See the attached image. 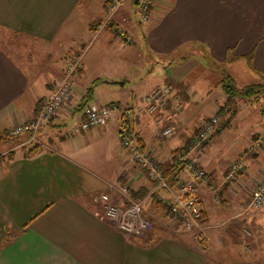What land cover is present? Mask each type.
Masks as SVG:
<instances>
[{
  "label": "crops",
  "instance_id": "0c3cea01",
  "mask_svg": "<svg viewBox=\"0 0 264 264\" xmlns=\"http://www.w3.org/2000/svg\"><path fill=\"white\" fill-rule=\"evenodd\" d=\"M104 1H0V133L30 119L66 63L80 58L67 99L38 131L42 144H25V133L0 140V264H207L208 258L213 264H249L247 258H255L260 245L248 241V247L237 234L244 225L255 229L264 217V206L241 212L252 186L264 177V168L250 167L256 150H243V170L225 182L233 161L213 162L212 148L223 128L194 154L210 179L199 189L203 248L195 230L182 228L149 195L154 183L121 146L120 124L122 113L129 111L130 132L139 144L160 164L176 163L175 151L188 145L204 118L222 105L230 109L236 100H226L221 88V99L209 104V115L192 113L195 121L181 115V104L188 99L183 91L187 77L202 65L195 57L222 64L219 83L225 76L235 83V67L264 77V0H155L144 22L137 18L133 0H124L112 23L99 28ZM12 36L18 40L11 47ZM85 37L91 39L86 45ZM140 50L159 75L134 89L128 73L135 59L128 57ZM176 52H183L180 59L172 58ZM107 62L113 66H105ZM89 68L94 71L88 73ZM160 87L169 89L153 99L156 110L148 114L145 97ZM89 89L92 94L86 97ZM108 104L115 108L104 124L74 131L88 107ZM166 126L173 132L161 137ZM260 135L251 132L257 151L264 144ZM185 175L179 167L172 184ZM118 179L127 181L130 195L143 201L142 215L151 222L144 235L120 231L95 200L107 183ZM217 185L219 201L213 192ZM114 200L123 205L119 194ZM237 245L249 254L235 261Z\"/></svg>",
  "mask_w": 264,
  "mask_h": 264
},
{
  "label": "built area",
  "instance_id": "2783aa9c",
  "mask_svg": "<svg viewBox=\"0 0 264 264\" xmlns=\"http://www.w3.org/2000/svg\"><path fill=\"white\" fill-rule=\"evenodd\" d=\"M124 0H105L106 15L98 23L99 28L106 27L112 22L114 13ZM135 13L140 22L147 21L150 17L155 0H133ZM126 40V38L123 36ZM80 67V58L77 57L66 63L63 73L51 91L40 101L33 116L18 123L0 133V140L8 139L19 134H27L24 142L30 147L42 144L38 139V131L44 123L51 119L61 108L67 99L71 89V78ZM166 89V87H164ZM164 89L157 88L151 95L145 97L147 106L145 111L152 114L156 110L153 99ZM115 105L90 106L86 117L74 127L75 132L87 130L91 127L104 124ZM131 113H122L120 133L121 146L128 153L134 164L147 174L154 183L149 195L159 201L173 219L186 230H201L202 208L200 206L199 189L201 185L209 183L208 173L196 162L194 154L200 151L210 139L211 133L218 126V116H212L204 120L192 135L191 141L185 149L178 154L177 162L186 173L185 178L178 181L176 185L169 182L163 172V165L150 155L138 142L134 134L130 132ZM172 126H166L160 131L161 137L171 135ZM244 165L241 161L229 164L225 181L233 180L237 173L242 171ZM176 179V178H175ZM223 184V183H222ZM106 191L97 194L95 200L103 207L104 218L114 224L120 231L128 235H144L151 226V222L142 215V199L133 198L130 195V186L124 179L107 183ZM220 186H215L213 192L215 200H219L218 191ZM115 193L120 195L123 205L114 200ZM264 206V178L256 182L242 204V213L255 212ZM248 233V232H247Z\"/></svg>",
  "mask_w": 264,
  "mask_h": 264
},
{
  "label": "rangeland",
  "instance_id": "374dc122",
  "mask_svg": "<svg viewBox=\"0 0 264 264\" xmlns=\"http://www.w3.org/2000/svg\"><path fill=\"white\" fill-rule=\"evenodd\" d=\"M0 1H3L5 3L6 0H0ZM105 5L107 4L104 2V11H105ZM120 6L118 7V9L120 8ZM118 9L116 10V12L118 11ZM116 12L114 14H116ZM105 15H106V11L104 12V16ZM108 25H110V23ZM123 36L125 38L127 37V35H124V34ZM17 37H14L13 39L11 38V42H9L12 44V45L10 44L11 47L13 46L12 41L18 40ZM109 37L112 38L113 35H110ZM20 38H23V37L20 36ZM103 38L104 36H102V39ZM90 40L91 39L89 37H85L84 44L85 45L88 44ZM21 42H22V39H20V41H17L16 43L19 44ZM60 46H63V44L61 45L60 42H58V47ZM131 46L134 47L135 45L131 44ZM183 52H176L175 54L172 55V58L175 60L177 58L180 59L181 56L179 55H182ZM69 58H72V57H69ZM128 58L135 59L134 64L136 66L130 67L132 74L131 72L128 73L129 74L128 80L130 81L132 85H134V89L138 88V84L150 83L149 80H151L153 77H156V74L159 75V72L153 71L151 67L152 63L149 64L150 58L143 51L140 50L137 55L135 56L131 55ZM152 58H154V56ZM195 59H197L199 63H201L202 65L199 64V66L196 69L191 71V74L189 75V77H187V79L189 78V83H187L186 86H184L183 91L187 95L188 99L187 100L184 99V104L186 103L185 105H183V103L181 104V107H183L181 115L184 114L185 117H188L190 115L191 118L189 119L193 121H195L196 119L194 117L195 115L192 113L198 112L197 116H199L202 113L209 115L211 113L209 109L210 108L209 104L211 103L212 105L214 103L215 105V103L221 99L220 98L221 97V92H220L221 87L218 81L221 79L220 72H222V70L220 69L222 68V64H216V63L211 64L210 61H208L207 63L206 59H204L203 57H198V56L195 57ZM244 60L245 61L243 62L245 66V64L247 65L246 63L247 60L246 59ZM223 64L224 66H226L225 67L226 70H229V71L231 70L230 69L231 66H228L227 63H223ZM105 66L111 68V66L113 65H108V62H107ZM93 71L94 70L90 68L89 70L87 69L88 73H92ZM232 72L235 75L234 76L235 85L238 89H241L242 87L252 84V83H257V82L264 83V77H262L259 74H256L255 72L254 74L251 72H247L245 69L239 70L237 67L232 69ZM85 78L87 79V77H83V79ZM100 80L103 81L104 77H101ZM130 83L125 85L124 88L126 89L127 87H129ZM160 88L164 89V91H167V89H169V88L165 89L164 87H160ZM141 93L142 92L139 91V93H136V94L138 95ZM90 94H92V91H90ZM253 98L254 96L250 98H245V97L233 98L236 100H235V103H232V102L230 103L231 108L229 109V111H227L229 112L227 117L230 115L232 111H235V110H236V113H235L236 115L234 118L230 120L229 125L224 127L221 130V132L217 136H215L212 140L213 141L212 148L215 150V153H216V156L214 157L213 162H217L220 159H226V158L228 161L234 162L236 161L235 160L236 158H239L237 159V161L241 160V162L245 164L246 163L245 159L247 157L246 158L244 157L243 150L244 149H248V150L254 149L256 150L257 155L255 157V161H252L253 164L250 167L254 166L255 169L257 168V166L259 168H264V144H262L260 146L261 148H259V150L257 151V147L256 146L253 147L255 143V139L251 138V132H252V133L261 134L260 139H264V97L259 95L257 100H253ZM119 99H124V93L121 96H119ZM223 111L226 112L225 107ZM222 114L223 113H218V110H217L215 113H212L211 115L204 118V120H208L212 116H218L219 118L218 126H216L214 131L211 133L210 137L214 133H216L215 132L216 129L220 130L221 121L224 120L222 119ZM196 130L197 128H195L193 132L195 133ZM249 159H252V158L249 157ZM256 161H258L259 164H257ZM250 167L249 168L246 167V171L250 169ZM239 179H241V176L239 177ZM103 191H106V189ZM195 232L197 235L200 233V230L196 229ZM237 235L238 237L241 236L245 240L248 247H250L249 244H251V243H247L248 241H251V242L253 241V243L260 245V247L257 248V250L256 249L254 250L255 258H252V257L247 258V259H250L249 264H256L255 263L256 260L259 261V264H264V217L261 218V223L258 227L253 229V228H249L248 226L244 225L241 227V231H239ZM248 254L249 253H247L243 249V247L238 246L237 254L234 255L235 258L233 260L235 261L241 260L244 255H248ZM207 264H213L210 258H208Z\"/></svg>",
  "mask_w": 264,
  "mask_h": 264
},
{
  "label": "trees",
  "instance_id": "16d2710c",
  "mask_svg": "<svg viewBox=\"0 0 264 264\" xmlns=\"http://www.w3.org/2000/svg\"><path fill=\"white\" fill-rule=\"evenodd\" d=\"M220 86L224 92V94H226V100H232L235 97H245V98H250L252 96H254L253 100H257L258 96H262L264 97V83L258 82V83H252L249 85H246L244 87H242L241 89H238L234 83V80L230 77V76H225L221 81H220ZM91 89L87 90L86 92V97H89ZM86 103V101H84V104ZM224 107L225 105H222L219 107L218 109V113H223L222 115L227 114V110H229V108L225 109L226 112H224ZM232 111V110H230ZM235 111H232L229 115V117L227 119H225V121H221V127L220 128H224L226 126L229 125V120L234 116ZM229 119V120H228ZM219 129H216L215 132H217ZM191 141V140H190ZM185 149V148H184ZM182 149V151L184 150ZM181 149L178 151H175L176 153H180L182 152ZM176 156V155H175ZM175 165V166H174ZM180 167V164L178 163H174L171 166H163V172L164 175L166 177V179L169 182H173L176 178V171L177 169ZM155 202L165 208V206H163L159 201H157L154 198ZM166 209V208H165ZM167 210V209H166ZM168 211V210H167ZM198 236V243L203 247L206 248L207 247V243L205 241V239L202 237L201 234H197Z\"/></svg>",
  "mask_w": 264,
  "mask_h": 264
}]
</instances>
